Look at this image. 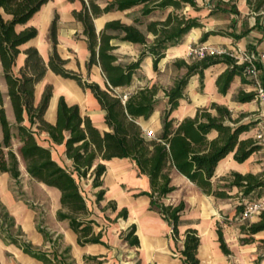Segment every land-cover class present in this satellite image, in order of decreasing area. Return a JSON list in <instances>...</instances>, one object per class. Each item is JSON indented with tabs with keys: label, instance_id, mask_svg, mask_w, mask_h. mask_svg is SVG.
<instances>
[{
	"label": "trees",
	"instance_id": "trees-1",
	"mask_svg": "<svg viewBox=\"0 0 264 264\" xmlns=\"http://www.w3.org/2000/svg\"><path fill=\"white\" fill-rule=\"evenodd\" d=\"M50 0H0V64L2 77L7 86L14 125L6 117L3 95L0 91V173H6L13 180L20 178V163L26 170L27 176L45 186L54 188L60 193V209L56 220L65 221L69 229L77 236V246L90 244L108 245L103 240L102 230L95 232L97 222L91 218L87 207V199L83 195L80 183L91 179V186L98 189L95 194L96 202L103 199L105 190L102 189L103 176L106 174L105 161L112 159H128L137 168L139 176H146L149 182V210L158 213L161 219L171 228L173 240L178 239V226L185 210V205H165L162 199L173 192L167 172L174 168L180 175L194 184L205 196L217 199H229V190L236 188L241 195L240 205L236 215L244 208L242 199L264 188V177L251 173L239 174L232 172L224 179L223 185L213 186L211 179L218 163L229 153L238 164L244 163L249 157L259 151L261 146L253 139L239 140V136L255 127L256 122L241 123L243 116L236 119L227 107L212 103L208 108L197 109L191 118L176 122L170 114L178 106V101L184 98V90L192 76L198 75L200 84L203 83L204 71L213 65L225 64L227 68L216 78L215 85L221 95H225L235 76L243 78V83L253 82L244 76V66H239L228 56H207L203 59L186 63L177 60L172 64L175 69H184L185 74L176 80L174 85L163 90L168 110L162 117V130L159 136L147 140L137 119H148L158 103L159 86L152 84L144 86L135 92L127 94L122 102L121 96L115 92L129 87L135 76L140 74L142 61L150 57L152 69L158 71L159 62L165 57L167 49L180 45L184 36L195 28H203L202 18L191 16L187 9L195 13L203 9L208 11L206 18L230 17L229 24L204 32L200 42L207 41L210 36H225L240 40L250 31L258 30L264 37V0H246L250 13L255 17V25L236 32L238 0H208L200 7L196 0H114L99 5V0H67L72 3L80 2L81 8L72 11V17L82 26L81 35L84 38L89 57L85 69L89 74L91 67L98 66L105 79L104 89L97 83L89 82L81 74L67 69V61L63 60L57 48V21L54 15L49 28V40L52 51L48 62L43 61L38 51L30 47L23 53L24 64L18 74L13 73L15 61L20 53V47L34 39L38 32L34 27H28L17 32L15 27L27 23L41 7ZM140 7L139 13L131 18L132 23L126 24L120 20L105 23L101 32H96L94 19L110 12H125ZM152 19V20H151ZM125 42L141 47L135 61L122 62L114 53L117 49L112 42ZM260 41V40H259ZM247 50H254L250 47ZM259 70L262 68L259 66ZM74 81L81 89L89 90L98 106L104 111V124L109 131L100 132L89 117L82 116L78 105H68L60 96L56 106L55 123H48L45 111L52 95V87L46 86L40 102L34 104L35 86L45 76L47 71ZM257 99L255 92L239 91L236 102L248 103ZM16 131V133L13 132ZM214 133L213 138L209 135ZM46 134L49 147L38 143L36 136ZM16 139L18 147L13 148ZM64 146V155L71 162V167L61 166L52 156L53 146ZM110 204V203H109ZM115 210L114 203L109 205ZM127 219V210L122 209L116 218ZM227 217L223 223H228ZM37 230L42 233L44 242L49 243L50 249L45 251L35 249L25 239L20 227L9 215L0 201V239L8 244L16 245L29 257L42 264H75L71 257L70 247H63L61 236L47 231L42 224ZM264 231V213L258 215L255 223H244L240 226L239 238L241 244L254 243L253 235ZM219 245L224 255H230L222 235L220 225H217ZM121 238L130 247H138L139 240L136 227L131 225ZM199 236L196 230L187 229L184 233L183 249L181 250L182 264H199L197 249ZM259 249L263 251L264 240H259ZM98 256L84 257L85 264L101 263Z\"/></svg>",
	"mask_w": 264,
	"mask_h": 264
},
{
	"label": "crops",
	"instance_id": "crops-1",
	"mask_svg": "<svg viewBox=\"0 0 264 264\" xmlns=\"http://www.w3.org/2000/svg\"><path fill=\"white\" fill-rule=\"evenodd\" d=\"M112 1L114 0H99L98 3L103 7L106 3ZM207 1L196 0L200 7H203L205 5L203 2ZM236 6L240 13V17H237L236 32H241L244 26L252 28L255 25V17L250 13L246 0H238ZM80 8L81 4L78 1L70 3L67 0H50L27 23L17 25L15 27L17 32L28 27H34L38 29V34L34 39L19 48L20 53L16 58L17 61H15L13 71L17 70L18 72L23 66L25 59L23 52L30 47L35 48L43 61L48 62V57L52 51V45L49 40V28L54 15H57L58 43L56 50L59 56L63 60H66L67 63L75 62L78 64L81 73H86L87 77L90 75L94 77L89 82H95L104 89L105 79L99 67H91L89 74H87L85 69V63L89 57L88 47H86L84 38L81 35L83 32L81 24L72 17V11L79 10ZM139 10L140 7H135L125 12L114 11L104 14L94 19L95 30L97 33L101 32L105 23L111 20H120L123 23L131 24V18L136 16ZM206 13L203 16L204 18L207 17L208 11ZM230 18L231 16L202 19L203 28L190 30L184 36L180 45L167 49L165 57L158 64L157 72H154L152 69V59L147 57L142 61L140 74L134 77L132 84L129 87L117 90V92L122 93L121 95H131V93L144 86H151L152 84L160 85L161 89L157 95L159 101L155 105L153 113L148 119L139 118L136 121L142 127L141 130H151L156 137L160 135L162 117L168 110L163 90L171 88L173 82H175L174 80L181 78L185 74L184 69L172 67L174 62L177 60H184L186 63L193 62L186 58V51L189 46L205 45L210 50L221 48L227 50H246L254 47L257 53L264 52L263 33L258 30L250 31L245 37L237 41L229 37L215 35L208 37L207 41L203 43L200 42V38L204 32L224 28L229 24ZM112 45L116 46L117 49L114 53L118 56L117 51L121 46L130 48V50L132 49L135 54L130 59L131 62L138 58L142 50L138 45L125 42L113 41ZM226 68L227 66L221 63L206 69L202 85L200 84L198 75L192 76L185 87L184 98L178 101V106L172 111L170 118L176 122L184 118H191L195 115L197 109L208 108L212 103H215L227 107L233 119L243 116L241 123L256 122L255 127L239 136V140L249 138L255 140L256 134L264 131L262 129L264 128V101L258 99L248 103H238L235 101V97L239 91L246 93L255 92L254 84L243 83V78L240 76H235L227 93L221 95L217 90L215 81L218 75ZM0 71L2 72L1 64ZM83 78L86 79V77ZM46 86L52 87V95L47 106L48 109H46L44 115L48 123H55L57 101L60 96H63L68 105H78L81 115L89 117L93 125L101 133L109 131L104 124L105 113L98 106L97 101L92 96L93 94L89 90L84 93L85 90L83 91L74 81L63 79L49 70L46 72L44 78L35 86V105L40 102L41 95ZM37 87L39 89L36 91ZM2 88L7 91L5 81L1 82V93H3ZM7 92H5L6 95ZM4 110L6 117L10 116L14 119L9 99ZM42 135L47 139L46 134ZM214 136L215 134L212 133L209 135V138H213ZM47 140L45 147H49ZM258 144L261 146V149L253 153L242 164H238L233 160V153H229L221 160L216 167L214 178L211 179L213 186L223 185L225 182L222 180H228L232 172L242 175L247 173L258 175L257 173L261 171L262 164H254V161L258 159V155H262L261 153L264 152V144ZM55 149H57V152L62 156L61 158L65 160L67 165L71 167V162L64 155V146H53L52 150ZM103 164L106 167V174L103 176L102 184L105 194L101 201L96 202L95 200V194L98 189L92 188L91 179L82 180L80 186L83 195L87 199V207L92 213L91 218L98 224L95 227V232L102 230L104 235L103 240L108 247L100 244L77 246V236L69 229L67 222L56 220V213L60 209L59 191L35 181L52 196L47 220L42 226L51 234L61 236L63 247L67 246L71 248L70 254L75 264H85L83 258L88 256L100 257L101 263L93 264H182L181 250L183 249L184 233L187 229H194L198 233L200 239L197 249L199 264H264V257L259 260L260 256L263 255V251L259 249V240H264V231L253 235L254 243L244 245L239 242V238L242 237L240 226L244 223L257 222L258 216H252L245 221H240L239 215H236V208L240 205L238 197L241 194L238 193L236 188L229 190L228 194L232 196L229 199H217L205 196L185 176L180 175L174 168L169 167L167 172L171 180L170 185L175 190L166 195L162 199V202L165 205L173 206L183 202L186 207L180 218L181 224L178 226V239L173 240L171 228L168 224L161 219L158 213L149 210L150 199L144 194L149 193L150 190L147 177L143 175L139 176L135 164L128 159H112L103 162ZM22 168L24 169L23 165ZM10 180L13 179L8 174L0 173L1 204L14 219L16 226L20 227L30 245L42 251L50 249L49 243L44 242L42 233H39L37 230L38 225L35 223V211L23 203H17L9 191L8 183ZM38 189L39 191L41 190V188ZM256 200H264V188L260 190L259 197L255 199L248 197L242 199V202L245 204ZM109 203H114L115 210L109 207ZM122 209L127 210V219H115ZM224 217H227L228 223H223ZM218 224L221 227L223 240L230 251V255H224L220 249L216 232ZM131 225L136 227V235L139 237L138 247H130L121 238V233L126 232ZM0 264L42 263L24 254L16 245L5 243L0 239Z\"/></svg>",
	"mask_w": 264,
	"mask_h": 264
},
{
	"label": "rangeland",
	"instance_id": "rangeland-1",
	"mask_svg": "<svg viewBox=\"0 0 264 264\" xmlns=\"http://www.w3.org/2000/svg\"><path fill=\"white\" fill-rule=\"evenodd\" d=\"M200 1V0H199ZM204 4V2H203ZM187 13H189L191 16H199L200 18H202L203 20L206 19L203 16H205L207 13V10L204 9L199 13H195L193 11H191L190 9L186 10ZM141 49V47H139ZM119 54V57L121 58L122 62H130V59L134 56L135 52L130 48H126L124 46H121L119 48V50L117 51ZM66 67L70 70H73L74 72L80 73L82 74L83 77H86V79H88V81H92L94 79L93 76H86V73H81L80 69L78 68V64H76L75 62H68ZM14 74H18L17 70L13 71ZM2 72L0 71V85L1 82L4 81L2 78ZM179 79V78H178ZM176 82V80H174ZM173 82V85L174 83ZM160 86V85H159ZM162 87V86H161ZM39 89V87L36 88V91ZM167 90V89H166ZM2 95H3V105L5 107V105L8 102V98L7 95L3 88H2ZM85 90L84 93H86ZM118 95H121V92H115ZM81 99V98H80ZM8 121L14 125V119L10 116H7ZM143 131V130H142ZM14 133H16L15 130H13ZM262 135L261 139H257L255 137V141L257 143L260 144H264V131L259 132ZM143 134V133H142ZM257 136V134H256ZM156 137V136H155ZM36 139L38 141L39 144L46 146V140L44 138V136L42 134H38L36 136ZM150 140V139H147ZM18 147V142L16 139L13 140V148L16 149ZM262 155H258V159L254 161V164H262L261 165V171L259 173H257L258 175H262L264 177V152L261 153ZM52 156L53 158L62 166L64 167H70L69 165H67V163L65 162L64 159H62L59 155V153L57 152V149L52 150ZM20 169L21 171V175L20 178L18 180H10L8 183V188L9 191L11 192V194L13 195L15 201L17 203H23L25 204L28 208L32 209L35 211V223L38 224H44L47 220V213H48V208L51 205L52 202V196L49 195L45 189L43 187H41L40 185H38L35 181H33L32 179H30L27 174L24 172L25 170L22 168V165L20 163ZM86 181V179H85ZM38 188H41V190L39 191ZM86 190V188H85ZM239 198V197H238ZM250 198L255 199L256 198V193L251 195ZM53 237H56L55 235ZM62 244H63V240H61Z\"/></svg>",
	"mask_w": 264,
	"mask_h": 264
},
{
	"label": "built area",
	"instance_id": "built-area-1",
	"mask_svg": "<svg viewBox=\"0 0 264 264\" xmlns=\"http://www.w3.org/2000/svg\"><path fill=\"white\" fill-rule=\"evenodd\" d=\"M228 56L236 65L244 66L245 78L253 82L257 99L264 101V52H258L254 50H227V49H211L205 45H192L187 48L186 58L191 61L203 59L207 56ZM262 69L259 70L258 67ZM127 94L121 96L122 102L127 99ZM264 129V128H262ZM143 136L146 139L155 138L154 133L151 130L143 131ZM257 139H261V133L256 136ZM264 213V200H256L244 204L243 211L241 212L239 219L245 221L252 216H258Z\"/></svg>",
	"mask_w": 264,
	"mask_h": 264
},
{
	"label": "bare ground",
	"instance_id": "bare-ground-1",
	"mask_svg": "<svg viewBox=\"0 0 264 264\" xmlns=\"http://www.w3.org/2000/svg\"><path fill=\"white\" fill-rule=\"evenodd\" d=\"M65 89V88H64ZM69 90V89H68ZM75 96V95H74ZM74 101H76V100H74Z\"/></svg>",
	"mask_w": 264,
	"mask_h": 264
}]
</instances>
